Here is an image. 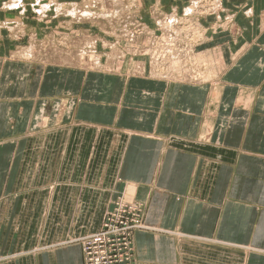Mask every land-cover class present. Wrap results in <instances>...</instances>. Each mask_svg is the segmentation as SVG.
Here are the masks:
<instances>
[{"label":"crops","instance_id":"obj_1","mask_svg":"<svg viewBox=\"0 0 264 264\" xmlns=\"http://www.w3.org/2000/svg\"><path fill=\"white\" fill-rule=\"evenodd\" d=\"M233 2L262 32L227 57L208 31L205 84L94 21L0 26V264H84L122 192L142 206L135 264H264V0Z\"/></svg>","mask_w":264,"mask_h":264},{"label":"rangeland","instance_id":"obj_2","mask_svg":"<svg viewBox=\"0 0 264 264\" xmlns=\"http://www.w3.org/2000/svg\"><path fill=\"white\" fill-rule=\"evenodd\" d=\"M10 1L11 0H0V8L5 12L13 13V15L7 18H13V20L3 24L0 23L1 27L8 29L10 26L16 25V30H20L22 27L25 28V25L29 23L31 26L38 29L43 21L47 20L46 16L41 17L40 15L41 12H44L42 11L41 4H46L45 0H41V3L34 5L33 7H31V3H26L25 0H21V3L19 2V4L23 5L26 9H22L21 5L16 4V7H11L8 10V8L6 9V5L9 4ZM49 1L52 2H49L50 6L47 5L49 7L47 11L51 12L50 18H54L51 19L53 22L62 19L65 22H70V20L74 19L83 22L86 21L87 23L94 21L97 25L104 24L112 27L114 29L113 33L115 37L125 41H130L140 36H147V39L149 40L148 46L137 51L139 53L142 50L143 53L149 55L148 62L150 68L156 74L165 78L180 77L182 79H188L193 76L195 78L193 79L194 81L203 84L210 80H217L214 75L215 73L209 71V69H212L213 67L211 62H209L207 58L199 56L200 47L205 43L206 36L208 37V31L224 32L220 37L221 41L219 43L228 48L227 57H231V54L234 53H232V51L236 46L245 43H253L256 39V37L253 36L254 33L258 35V31L259 34L262 32L257 29L256 23L252 22V24H250V22L240 16L241 14L239 12L236 17L234 16L237 7L234 6L233 0H187L186 2L183 0L182 3H179L180 0H176V3H178V8L176 7L178 9L177 11L173 8L172 0H168L167 2H158V0H120V2L114 4V6L106 5L103 3V0H92L93 3L85 0L87 4L91 3V5L89 4L90 6H83L82 1L84 0ZM57 4H61L62 6H57ZM55 5L60 9L58 10ZM68 5L69 7L71 5H75L78 8L82 7L81 11L88 13H86V15L84 14L85 17H83V15L75 14V18L71 13L69 14V12H67L69 9ZM139 5H141L142 9L137 11V6ZM27 12H32L34 17L33 20H28V22L25 20V14ZM39 15L41 17L40 19L38 18ZM22 17L27 23H25L24 20L21 21ZM168 17L174 21V24L168 25V23L165 22L168 20ZM207 17L209 19L210 17H214L215 20L213 19V21L211 20L204 23L201 22L202 19ZM145 19L152 20L154 25L155 22H157V29L154 27H144L142 21H145ZM253 24H256L255 27H253ZM243 31L244 34L242 37ZM5 35L7 34H4V36ZM90 49L91 42L88 41L86 50L90 51ZM86 50L84 49L85 53L83 55H87V57L91 56V52H86ZM79 51L83 53V50ZM23 54H26V51H23ZM89 59L90 58L88 57V60ZM174 70H177L176 75ZM179 70L184 71L179 73ZM189 71L193 73V75L190 74ZM115 200L114 206L105 212L102 223L104 222L106 214L113 209L115 210L120 202L121 208H124L126 211H130V207L138 205L140 225L136 226L134 231H132L131 235L133 236L134 232L143 226L141 214L142 206L136 201V199H132L128 192H122ZM100 229L91 232V234L81 236L78 240L82 246L84 264H86V260L83 244L86 240L97 235L101 231ZM130 242L131 249L129 257L132 260V264H135V259H133L132 237L130 238Z\"/></svg>","mask_w":264,"mask_h":264},{"label":"built area","instance_id":"obj_3","mask_svg":"<svg viewBox=\"0 0 264 264\" xmlns=\"http://www.w3.org/2000/svg\"><path fill=\"white\" fill-rule=\"evenodd\" d=\"M118 207L106 214L101 231L84 242L86 264H132L131 233L140 225L139 206Z\"/></svg>","mask_w":264,"mask_h":264},{"label":"bare ground","instance_id":"obj_4","mask_svg":"<svg viewBox=\"0 0 264 264\" xmlns=\"http://www.w3.org/2000/svg\"><path fill=\"white\" fill-rule=\"evenodd\" d=\"M46 1V0H45ZM87 2H90L91 1V3H93V1L92 0H86ZM19 2L21 3V0L19 1V0H11L10 1V3L9 4H7L6 6V9L8 8V10L12 7V8H14V6L17 4V5H21V4H19ZM23 2V1H22ZM25 2L27 3V2H29V3H31V7H33L34 5H38L39 3H41V0H25ZM83 2V6L84 5H91V3H89V4H87L86 2H85V0L84 1H82ZM118 2H120V0H103V3H105L106 5H108V6H110V5H113L114 6V4H118ZM122 4V3H121ZM42 6V11H44V12H41V16H44V15H46V12H47V9L49 8L48 6H49V4H41ZM48 5V6H47ZM82 5V4H81ZM89 5V6H90ZM22 6V9L24 8L23 7V5H21ZM57 6H62L61 4H57ZM56 6V8L59 10L60 8L59 7H57ZM67 6V5H66ZM16 7V6H15ZM68 7H69V5H68ZM37 8V7H36ZM67 8V7H66ZM82 8V7H81ZM81 8H78L77 6H75V5H71L70 7H69V9H68V11L67 12H69V14L71 13L72 15H73V17H75V14H77V15H83V17H85V15H86V13H88V12H82L81 11ZM20 9V8H19ZM24 9H26V8H24ZM96 9V8H95ZM50 10V9H49ZM67 10V9H66ZM36 11V10H35ZM25 12V11H24ZM85 14V15H84ZM39 15V16H40ZM90 16V15H89ZM92 16V15H91ZM76 18V17H75ZM78 18V17H77ZM81 18H82V16H81ZM80 18V19H81ZM98 18V17H97ZM105 18V17H104ZM93 20V19H92ZM95 20V19H94ZM81 21V20H80ZM107 21V20H106ZM165 22H167L168 23V25L169 24H174V21L171 19V18H169L168 17V20L167 21H165ZM193 76H191V77H189V79H191ZM193 79H195L194 77H193Z\"/></svg>","mask_w":264,"mask_h":264}]
</instances>
